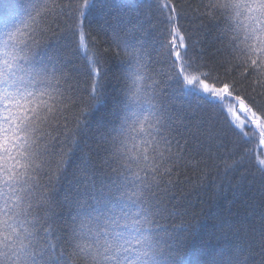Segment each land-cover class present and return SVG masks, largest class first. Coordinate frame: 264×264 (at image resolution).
<instances>
[{"label": "snow or ice", "instance_id": "obj_1", "mask_svg": "<svg viewBox=\"0 0 264 264\" xmlns=\"http://www.w3.org/2000/svg\"><path fill=\"white\" fill-rule=\"evenodd\" d=\"M260 146L264 0L0 3V264H264V202L198 249L173 191L264 197Z\"/></svg>", "mask_w": 264, "mask_h": 264}, {"label": "trees", "instance_id": "obj_2", "mask_svg": "<svg viewBox=\"0 0 264 264\" xmlns=\"http://www.w3.org/2000/svg\"><path fill=\"white\" fill-rule=\"evenodd\" d=\"M7 2L8 0H0V3ZM197 2L198 0H191L193 6H195ZM184 23L187 25L189 21L186 20ZM199 23L200 22L197 20H192L193 28L191 30L195 31V26ZM207 28V21H205V29ZM199 35L201 37L204 35V29L200 31ZM216 35L217 30L211 29V36H209L208 39L211 40ZM108 56L110 57L111 54H108ZM114 63L115 61L109 58L106 67L110 69V75L119 74L117 69L113 67ZM238 71L243 72V67L239 68ZM254 78V76H250L249 82ZM110 84L112 88L116 87L115 79H112ZM109 91L111 92V88ZM251 146L255 147V144ZM195 159H207V157L202 154L201 156H196ZM203 169V164L200 165V170H196L191 166L181 169V171L184 172V175L181 176L182 183L178 188L173 190L177 196H180L181 194H187L189 192L192 193L190 200L192 201L193 207L189 209L190 212L200 213L201 209L204 210V215L198 216V219L203 222L199 242L197 245L198 249L202 248L204 245H211L215 242L216 237L221 234L220 229L217 227L221 219L225 221L224 231H227L228 224H233L237 217H243L253 209L259 210L262 202H264V197H262V194L259 191L255 189L250 190L244 188L238 189L234 192L227 187L226 181L225 188L221 194L217 195L216 186L220 184L221 179L216 177L215 170H213L211 177L201 180L200 172ZM241 171H243V169H241ZM213 178L216 179L215 184H212ZM185 179L191 182L183 183ZM232 183L235 184L236 180L233 179ZM193 185H202L199 196H197L195 191H193ZM174 222L179 223L180 220L177 219ZM236 226L238 227L239 225ZM198 258V255L192 257L194 260Z\"/></svg>", "mask_w": 264, "mask_h": 264}, {"label": "rangeland", "instance_id": "obj_3", "mask_svg": "<svg viewBox=\"0 0 264 264\" xmlns=\"http://www.w3.org/2000/svg\"><path fill=\"white\" fill-rule=\"evenodd\" d=\"M229 101H226L225 103H228ZM260 152L264 153V146H260V148L258 149Z\"/></svg>", "mask_w": 264, "mask_h": 264}]
</instances>
